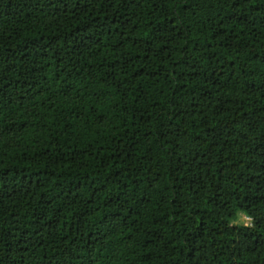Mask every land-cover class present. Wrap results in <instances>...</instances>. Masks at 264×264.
Segmentation results:
<instances>
[{
  "label": "trees",
  "instance_id": "16d2710c",
  "mask_svg": "<svg viewBox=\"0 0 264 264\" xmlns=\"http://www.w3.org/2000/svg\"><path fill=\"white\" fill-rule=\"evenodd\" d=\"M0 145V264H264V0H0Z\"/></svg>",
  "mask_w": 264,
  "mask_h": 264
},
{
  "label": "rangeland",
  "instance_id": "374dc122",
  "mask_svg": "<svg viewBox=\"0 0 264 264\" xmlns=\"http://www.w3.org/2000/svg\"><path fill=\"white\" fill-rule=\"evenodd\" d=\"M240 218H241V220H244V221H247L248 220V218L245 217V216H243V215H241Z\"/></svg>",
  "mask_w": 264,
  "mask_h": 264
},
{
  "label": "snow or ice",
  "instance_id": "6c2138e0",
  "mask_svg": "<svg viewBox=\"0 0 264 264\" xmlns=\"http://www.w3.org/2000/svg\"><path fill=\"white\" fill-rule=\"evenodd\" d=\"M0 146H2V145H0Z\"/></svg>",
  "mask_w": 264,
  "mask_h": 264
}]
</instances>
